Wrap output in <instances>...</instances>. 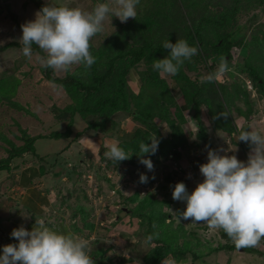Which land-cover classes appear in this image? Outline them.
Returning a JSON list of instances; mask_svg holds the SVG:
<instances>
[{"label": "rangeland", "instance_id": "rangeland-1", "mask_svg": "<svg viewBox=\"0 0 264 264\" xmlns=\"http://www.w3.org/2000/svg\"><path fill=\"white\" fill-rule=\"evenodd\" d=\"M41 1L43 6L47 4L55 6L66 5L71 8L80 7L87 11H91L97 3H110V0ZM170 1L173 0H140L139 5L136 7V18H129L125 23H122L118 18L109 14V18L103 22L104 30L93 36L90 40V53L95 58V63L93 64L94 68L101 72L106 71L110 63H113L114 67L128 65L129 61L133 60V56L136 54L137 50L146 42L152 43L154 47L162 44L166 40L177 42L178 39L186 38L185 34L187 28L195 26L197 19L194 16L192 17L185 8L184 11H182V8H176L175 6L176 10H173V8L169 11L164 10L166 8L164 7L166 6L165 3H169ZM202 1L204 0H196L200 5L204 3ZM38 2V0H0V79L11 75L20 78L22 85L20 88L21 94L19 95V101L26 109L37 114L42 120L37 121L33 117L28 116V111H17L7 107L5 105V99L0 98V160L4 159L6 156L5 147L10 149L7 143H5L4 137H9V139L17 145H22L24 143L20 140L21 134L16 126L17 121L21 122L24 127L29 128L31 133H35L34 136L43 135L44 133L49 135L59 130L62 131L65 128V124L56 121L54 117L57 114L54 113L55 109L59 110L58 114L62 111L63 113H69L67 112L69 107H73L76 103L69 98L68 92L63 87L45 79L46 67L42 66L36 60V54L39 53L41 56L46 57V53L39 48L35 51L34 45H32L33 57L30 60L28 57L24 56L22 52L23 45L20 43L22 38L21 25L28 21L35 20L36 12L41 10ZM205 3L206 4L203 6L204 9L206 6V8L210 10L219 9V11H221L218 6L220 3H225V1L205 0ZM212 3L217 6H213ZM238 22L241 25L247 23L246 28L241 30L242 33L247 35L245 36V40L252 39L255 34H258L259 38H262L263 33L260 29H264V14L254 17L253 19L240 17ZM10 43H14V47L1 51V47ZM239 51L240 48L238 47L232 52L234 63L244 64L245 58L241 56ZM119 54H125V57L120 58ZM113 57L119 58L111 62V58ZM258 63L261 64L260 62H257V64ZM210 65H212L211 61L199 63L197 68L194 71H189L188 74L194 79L201 74L206 76L210 74V72H215L218 67L215 65V67L209 71ZM145 70V66L140 67L139 65V71L144 72ZM84 72V65H73L68 71H54L59 78L63 79L68 76H81L80 78H83L81 74ZM166 77L167 74L164 75L165 79ZM134 82H139L140 86V79L138 81V79L134 77L131 78L133 89H135L136 93H139L140 88H135ZM216 82L222 86H224V84L227 86L231 85L228 89H232L231 87L237 84V81H235L228 72L221 80ZM216 86L217 90L221 89L218 85ZM246 87L247 90L250 89L248 83H246ZM172 88L177 102L182 105L184 100L183 97L178 94V87L172 86ZM74 90L77 91L73 86L70 91L72 92ZM131 90L132 89L129 87L128 89L126 88V91L124 90L128 98H130V94H132ZM249 93V98L247 96H239V102H237L238 107L235 102H232L230 105L226 104L225 94L222 95L223 97L219 95L220 98L222 97L220 101L222 102L221 105H223L221 113H226L228 115L227 118L224 119L227 124L232 127L231 133L224 134L223 132L214 131L206 108H204L205 113L203 117V121L209 128L211 137L214 138L213 141L216 145L215 149L218 154L228 156L235 155L239 161L244 163H247L251 147L247 149L245 147L246 142L239 141L240 131L244 130L245 127L249 128L250 125L264 130V98L261 95L259 96V93L254 88H251ZM253 100L254 104H252ZM247 107H252V110H254V108L256 109L253 115L246 116L242 111L238 110V108L246 110ZM133 109L134 107L131 105L129 110L132 111ZM62 116L65 117L66 114ZM132 117L130 113L123 111L112 115L111 118L116 124L114 131H119L122 137L124 133H126V137H129L128 135H135L138 129V131H142L144 135L149 134L147 128L143 125V128H141V124L134 121ZM68 122L69 120H67V124ZM82 123H84L83 120ZM82 123L80 124L81 127H83ZM156 123L163 127V132L165 134L169 133L170 129L167 131L168 126L166 124H162L160 120H157ZM182 128L188 140L195 139L194 137L198 132V125L194 122L191 115H187V123L183 124ZM216 134L220 135L216 136ZM15 135H17V138ZM154 135L155 134L152 133L151 138ZM144 138H146V136L141 135L140 141ZM45 140L46 141L38 140L36 144L37 153L40 156L44 154L49 155L50 151H57L62 144L68 143L65 142V140H61L60 142L54 139L50 140L49 138H45ZM157 140L159 144L156 154H145L143 157L152 160L154 165L153 171H149L145 165L140 163L141 157L139 156V149H135L134 152L137 153L138 157L136 159H133L134 157H129L126 162L124 161V165L118 166V168L109 166L107 162L101 164L98 160H90L89 163L86 162L87 164L85 167L73 161V164L68 165L70 169L69 173H67V175L65 174V186H59V188L52 187L50 189V191L53 190L55 192L58 190L57 193L60 194L59 203L55 204L60 210L62 207L61 204L63 203L62 197L67 195V199L71 201H67L68 203L64 205L65 210L67 204L71 206L70 210L64 214L67 215L64 221L61 218L60 221L59 215H54L56 222L59 224H70L72 226L82 227L85 223H90L92 221L96 225V230L92 231L90 238L85 236L80 237L89 241V248L87 249L88 254H92L95 250L104 251L103 257L105 262L102 264H144V259H146V256L152 251L151 244L147 239L150 236V233H147V229L149 228L148 222L145 221L144 225H141L138 219H134L131 215V211L138 205L139 200L132 202V198L137 193L141 194V198L144 194L157 190L160 185L165 183L164 179L166 176L171 173L173 174V189L177 183L183 182L189 194L195 190L199 183L203 182L204 177L200 173V165L208 162V147H205V152L197 148L192 149L193 151H190L189 148H185L180 152L182 155L181 159L176 160L170 152V140L167 139L164 144H161L159 141L160 139ZM150 142L152 143L151 140ZM125 152L130 156L133 151L130 150V152ZM73 156L74 155L71 154V160ZM28 158L32 161H36L33 154H28ZM96 162L97 164H94ZM46 166L50 167V164L47 162ZM1 173L0 196L3 195V198L5 197L0 202L3 204V206L0 207V209H3L1 216L4 219H8L18 205L16 202L18 199L13 197L15 195L20 197L21 192L18 193V189L13 185L14 181L16 182L17 180V175L15 173L12 176L9 172L3 171ZM55 174L49 176L50 181H56L52 177V175L55 176ZM141 174L146 175L148 177V182L152 181L151 184L153 183V185L150 187L143 186L145 188L141 187L140 184L137 183ZM62 193L65 195H62ZM5 195L11 197L12 200L9 204L4 206L6 199L8 200ZM76 195H78V198ZM180 204H182L186 210V201H180ZM78 205L80 208L85 209L84 214L79 212ZM176 207V205H173L169 210L168 206H164L163 210L170 211L174 214L173 212ZM61 211V213H64L63 208ZM52 213V211L49 212L50 215H52ZM58 214H60V212H58ZM179 221L187 230L185 235L187 238L189 233H193L196 234L198 238H201L203 242H211V244L216 246L219 243L225 242V240H220L217 234L218 230L210 231L205 223L193 224L191 220L185 221L182 219ZM179 243H183V239H181ZM255 248L263 249L260 245ZM202 251L206 252V249ZM92 257L94 258V256ZM109 258L111 260H108ZM93 261L95 264L96 260ZM217 261L221 262V260L217 259L215 256H209L204 258L203 263L197 262L196 264H215ZM160 264L177 263L169 258L164 259Z\"/></svg>", "mask_w": 264, "mask_h": 264}, {"label": "trees", "instance_id": "trees-1", "mask_svg": "<svg viewBox=\"0 0 264 264\" xmlns=\"http://www.w3.org/2000/svg\"><path fill=\"white\" fill-rule=\"evenodd\" d=\"M38 1L39 8L42 9V7H44L43 3L41 0ZM224 1L225 3H220L218 6L221 11H219V9L210 10L206 8V6L205 10L203 8L206 4L205 0L202 1L204 2L202 5L196 2V0H173L169 3H165L166 6L164 7L166 8L164 10L169 11L171 8H173V10L182 8V11H184L185 8L192 17L194 16L197 19L195 26L187 28L185 34L186 38L183 40H186L189 46L198 47V54L193 56L190 61L185 60L184 64L179 68L178 73L174 76L167 75L166 79L164 76L160 75L159 71L153 69V60L164 59L170 54V50L163 49V43L153 47L152 43L146 42L137 50L136 54L133 56V60L129 61L128 65L123 67H114V64L110 63L106 71L101 72L94 68L93 65L91 68H85V72L81 74L83 78H80L81 76H68L64 79L59 78L52 68L46 67L45 79L63 87L68 92L69 98L76 103L73 107H69L67 111L69 113H63L62 111L58 114L59 110L55 109L54 113H57L54 116L56 121L65 124V128L62 131L59 130L49 135L43 132V135L34 136L35 133H31L29 128L24 127L21 122L17 121L16 126L21 134L20 140L24 143L22 145H17L9 139V137H4L5 143H7L10 149L5 147L6 156L4 159L0 160V175L2 174L1 172L5 171L11 173L12 176L14 173L21 170L19 174L20 182L17 179V183L14 181L13 185L21 184V186H27V184H29L27 188L31 196L32 191L34 193L37 188H35L34 183L30 185L33 179H30L27 174L30 172L36 174L37 172V176H45V173H48L45 169L46 164L51 161V166H54L56 169V174L54 173L55 176L53 175L52 177L56 182H59L60 176L64 173L67 175L70 170L68 166L62 167L60 163L58 166V161L62 158L61 154H63L60 152L62 147L67 150L75 148V158L73 157L74 160L72 159V161L81 164L80 159H83L84 167L90 160L95 161L96 156L94 158L92 157V150L82 145L78 140L85 132H94L99 139L110 138L112 140H117L119 146L124 151H133L129 156L130 158L134 157L133 159L138 157L134 150L139 149L141 135L146 136L142 141L150 145L152 133L156 135L157 139H160L159 141L161 144H164L167 139L170 140V152L176 160L181 159L182 155L180 152L183 149L189 148L191 151L192 149L199 148L203 143L207 145L210 150H214L210 141L209 128L203 121L205 113L204 108H206L210 116L209 119L213 127L211 128L216 132L229 134L232 131V127L227 124L224 119L225 117L220 115L223 106L220 101L223 97L222 95L225 94L226 104L230 105L232 102H235L238 107L237 102H239V96L250 97V93L246 87L247 80H249L253 88L259 93V96L261 95L264 98V29H260L263 33L262 38H259L258 34H255L252 39L245 40V36L247 35L242 33L241 30L246 28L247 23L241 25L238 22L240 17L253 19L254 17L263 15L264 0ZM212 5L217 6L213 3ZM14 45V43L7 44L1 47V51L12 48ZM33 45L35 51L38 50V47L35 44ZM238 47L240 48L239 52L241 56L245 58L244 64L234 63L232 52ZM119 57L124 58L125 54H119ZM119 57L111 58V62ZM221 57H224L227 61L228 68L230 69V71H228L229 75L237 81V84L231 87L232 89H228L231 85L227 86L224 84V86H222L216 81L201 83V77L204 76L203 74L198 75L195 79L188 74L189 71H194L199 63H207L210 61L212 65H210L209 71H211L215 65H219ZM257 62L261 64H257ZM139 65L140 67L145 66L146 70L144 72L139 71ZM132 77L138 79V81L140 79V86L139 82H135L138 83L137 85L140 88L139 93H136L131 86ZM21 85V79L14 75L0 79V98L5 99V105L7 107L17 111H28V116L33 117L37 121H42L37 114L26 109L19 101ZM216 85L221 87V89L217 90ZM73 86L77 91H70ZM172 86L178 87V94L182 96L184 100L182 105L177 102L176 96L172 90L174 87L172 88ZM128 87L132 89L130 98L124 93V90L126 91ZM219 95L222 97L220 98ZM252 104H254V100ZM131 105L134 107L132 111L129 110ZM238 110L242 111L246 116H251L256 109L254 108V110H252V107H247L246 110L241 108H238ZM121 111L130 113L134 121L139 122L147 128L149 134L144 135L142 131H138V129L135 135H128L129 137H126V134H124L122 137L119 131H114L116 124L111 116ZM65 114L66 116L63 117L62 115ZM187 115H191L198 125V132L194 140H188L182 128V125L187 123ZM67 120H69L68 124ZM82 120L84 123H82ZM157 120H160L162 124L168 126L167 131L168 129L171 131L169 130V133L165 134L163 132V127L156 123ZM81 123L83 127H81ZM81 128H84L83 132L77 134V131ZM244 130H249V128L245 127ZM73 135L76 136L73 138ZM15 136L17 138V135ZM45 138L57 141L65 140V142L68 143L67 145L62 144L57 151H50L49 155L44 154L40 156L37 153L36 144L38 140L46 141ZM83 140L84 139L81 141ZM245 144L247 149L251 147V142H246ZM28 154H33L36 161L29 159ZM98 162L101 164L107 162L109 166H115L117 168L118 166L124 165V161L116 162L105 156H103L102 159H98ZM27 164L30 165V168L26 170H30L28 172L25 170L26 172H24L23 169ZM94 164H97V162ZM172 178L173 174H168L164 179L165 183L160 185L157 190L146 193L144 196L142 195L143 197L141 198V194L137 193L132 198V202L139 200L136 208L131 211L132 217L138 219L141 225H144L145 221L148 222L149 228L147 229V233H150V236L153 237V239L149 241L152 251L146 256V259H144V264H160L164 259L169 258L173 259L177 264H196L197 262L203 263L205 257H209L213 254L223 252L229 257L232 252L239 251L223 230H219V238L220 240H225V242L219 243L217 246L211 244V242H203L201 238H198V236L193 233H189L188 238L185 236L187 230L179 221L180 219L183 220L180 214L185 211V208L180 204V201L173 199L172 193L174 189L172 187ZM151 182L152 181L141 183L140 179L137 181L141 187H150L153 185ZM56 187L59 188L58 184ZM62 195L65 194L62 193ZM57 197L60 198L59 193H57ZM76 197L78 198V195H76ZM4 198L3 195L0 196V202ZM7 198L8 200L6 199L4 206L9 204L12 200L11 197ZM62 198L63 203L61 202V208H63V214H65L70 210L71 206L67 204L65 210L64 205L71 201L67 199V195ZM16 202L18 203L17 207H19V201ZM24 203V201L20 202V207H26ZM173 205L177 206L173 212L174 214L170 211L163 210L164 206H168L170 210ZM2 206L3 204L0 203V207ZM77 207L80 213H85V209L80 208L79 205ZM2 211L3 209H0V214ZM61 212L62 211H60V214H62ZM60 218L63 219L59 216V219ZM153 225H155V227H153ZM70 227L73 229V234L89 238L91 237L92 231L96 230V225L92 221L90 223H85L82 227L72 225H70L69 228ZM181 239H183V243L180 244L179 241ZM6 241L5 238H0L1 254L3 247L9 245ZM261 242L264 245V239H262ZM199 248L202 249L200 250ZM205 249L206 252L202 251ZM240 250L247 253H260L255 247H248ZM262 254L264 255V252H262ZM89 255L91 257L94 256L95 259L92 258L96 260L97 264L105 262L103 250H95L92 254L89 253ZM108 260L111 259L109 258ZM226 264H230V259Z\"/></svg>", "mask_w": 264, "mask_h": 264}, {"label": "clouds", "instance_id": "clouds-1", "mask_svg": "<svg viewBox=\"0 0 264 264\" xmlns=\"http://www.w3.org/2000/svg\"><path fill=\"white\" fill-rule=\"evenodd\" d=\"M139 3L140 0H110V3H97L91 11L47 4L36 12L34 21L21 25L22 52L31 60L35 44L46 53V57L37 53L36 60L57 72L68 71L73 65L91 68L95 63L90 53L91 38L104 30L103 22L109 14L122 23L136 18ZM162 47L170 50L169 56L153 60V69L161 76L176 75L185 60L190 61L198 54V47L189 46L183 39L176 43L166 40ZM228 71L227 61L221 57L216 71L202 76L201 83L219 81ZM247 83L253 88L249 80ZM150 140V145L140 142L139 154L140 163L153 171L152 160L143 157L155 155L159 142L155 135ZM239 141L251 142L247 163L235 155H220L209 148L208 162L200 165L203 182L191 194L185 183H177L172 193L174 200L187 203L186 210L180 214L183 220L205 223L212 231L223 230L237 250L257 247L264 239V130L250 125L249 130L240 131ZM105 147L106 158L116 162L129 159L117 140L106 141ZM140 182L147 183L148 177L141 174ZM11 236L19 243L3 247L0 264H94L87 251V239L53 230L43 219H35L31 231L23 226L13 229ZM147 239L151 241L153 237Z\"/></svg>", "mask_w": 264, "mask_h": 264}, {"label": "crops", "instance_id": "crops-1", "mask_svg": "<svg viewBox=\"0 0 264 264\" xmlns=\"http://www.w3.org/2000/svg\"><path fill=\"white\" fill-rule=\"evenodd\" d=\"M134 84H135V88L139 89V86L137 85L138 83L134 82ZM132 88H133V86H132ZM134 91H135V89H134ZM140 126H141V128H143L142 125H140ZM83 129L84 128H81L80 130H78L77 134L83 132ZM124 134H126V133H124ZM218 135H220V134H216V136H218ZM75 136L76 135H73L72 137L74 138ZM97 137L98 136L94 132H85L84 134H82V136L80 138H78V140L82 143V145H84V146H86L92 150V152H93L92 157L94 158L96 156L95 160L102 159V157L104 156L103 153L108 150L105 147V142L106 141L110 142L112 140L110 138H100L99 139ZM194 138L196 139V136ZM82 139H84V140L81 141ZM93 139H95V140H93ZM213 139L214 138H212L211 134H210V141L212 143V147L215 149L216 145L214 144ZM58 142H60V141H58ZM205 147H207V145H205L203 143V146L200 145L199 148H197V149H201V150H203V152H205ZM61 149L62 150H60V152H62L63 154H61L62 158H60L58 161V166H59V163L61 164L62 167L73 164V161L71 160V154H73L74 155L73 157H75V154H74L75 148H73V149L70 148L67 150L66 148L62 147ZM191 151H193V150H191ZM215 151H216V149H215ZM66 163H67V165H66ZM80 163H81L80 165H83V163H84L83 159H80ZM49 164H50V167L46 166V168H45L46 172H48V173H45V176H42V175L37 176V172H36V174H32V172L27 174L30 179L31 178L33 179V181L30 182V185H31V183H34L35 188H37V190H35L34 193L32 191L31 196L29 195L28 188H27L29 186V184H27V186H25V185L21 186V184L15 185L16 189H18L17 192L18 193L21 192V194H20V197H17L16 195L13 197L15 199H18L19 207L15 208L13 210L11 217H9L8 219H4V218H2V216L0 214V238L1 237L3 239L5 238L7 240L6 242H8V244H17L18 245V243H19L18 240H16L15 238H13L11 236L13 229H18L19 227L23 226L28 231H31L35 225V219H37V218L43 219L46 222V225L48 227H50L53 230H56L60 233L68 234V232L71 233L73 231L72 228H68L70 225L59 224L55 220L54 215H59L60 217L63 218L62 219L63 221L67 215H64L63 213L58 214V212H60L62 210V208L60 210L59 207H57L55 205V204L59 203V197H57V192H55L53 190L50 191V189L52 187H56L57 184H58V186H65L64 184H66L65 183L66 177H65V173H64L62 176H60L59 182H56L53 180L50 181L49 176L51 174H54L56 169L54 168V166H51V164H52L51 161H49ZM28 168H30V165L29 164L25 165V167L23 169L24 172H26V171L28 172L30 170V169L26 170ZM20 172H21V170L15 173L17 175L18 181H19ZM22 201L25 202L24 205L26 207H24V208L20 207V202H22ZM50 211L53 212L52 215L49 214ZM34 217H35V219H34ZM210 231H212V230H210ZM217 234L219 236V230L217 231ZM259 245L263 249H260V248H256V249H258L260 251V253L264 252L263 243L261 242ZM260 253H247V252H244L243 250H241V251L232 252L229 257L226 255V253H223V252L218 253V254H213L211 256H215L217 259L221 260V262L217 261L215 264H226L229 259H230V264H264V255L260 254ZM2 254H3V251H2ZM2 254L0 251V255H2Z\"/></svg>", "mask_w": 264, "mask_h": 264}, {"label": "water", "instance_id": "water-1", "mask_svg": "<svg viewBox=\"0 0 264 264\" xmlns=\"http://www.w3.org/2000/svg\"><path fill=\"white\" fill-rule=\"evenodd\" d=\"M93 259V258H92ZM94 260V259H93Z\"/></svg>", "mask_w": 264, "mask_h": 264}]
</instances>
